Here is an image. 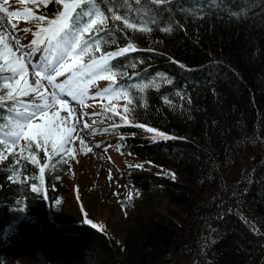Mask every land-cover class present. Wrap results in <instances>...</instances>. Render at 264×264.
Masks as SVG:
<instances>
[{"label":"trees","instance_id":"16d2710c","mask_svg":"<svg viewBox=\"0 0 264 264\" xmlns=\"http://www.w3.org/2000/svg\"><path fill=\"white\" fill-rule=\"evenodd\" d=\"M102 7L150 29L111 19L100 26L113 29L100 33L102 52L129 42L138 49L110 61L114 77L105 74L137 111L103 130L132 158L126 180L142 207L122 242L84 220L52 223L70 192L71 160L27 145L23 155L49 166L41 175L20 159L9 179L16 158L0 161V264H264V0H103ZM38 8L47 19L62 10L55 0ZM148 127L173 139L153 140ZM21 214L44 222L42 257L27 244L17 258L7 253V229Z\"/></svg>","mask_w":264,"mask_h":264},{"label":"snow or ice","instance_id":"6c2138e0","mask_svg":"<svg viewBox=\"0 0 264 264\" xmlns=\"http://www.w3.org/2000/svg\"><path fill=\"white\" fill-rule=\"evenodd\" d=\"M25 2L36 4L37 7L40 4L47 7L52 0H25ZM134 2L139 4L141 0H134ZM147 2L163 5L169 0H147ZM55 3L62 6V10H58L51 19H47L44 15H33L25 10V19L35 23L38 29L32 33L33 39L28 45H21L20 38L16 35L15 25L11 27L5 25L4 17L0 16V109L9 113V115L0 118L3 121L0 122V161L7 158L5 153L18 146L21 139L28 141L29 149L33 143L36 144L38 151L44 145L51 143L56 155L66 152L65 145L70 142V133L61 135L59 123L53 120H49L45 125H33V121L37 117L48 116L49 110L56 104L68 109L69 112L72 111V102L83 104L84 96L87 94V88L82 86L85 82L91 83L93 79L99 78L103 74H112L114 77L115 73L110 60L125 56L129 51L138 50L129 42L126 46L119 47L117 51L102 52L100 33L107 34L113 29L100 26L105 25L109 19L122 21L123 27L127 29L139 27L145 32L150 30L144 25H137L115 7H102L103 0H55ZM2 11L3 9H0V12ZM9 15L20 16L21 13L12 12ZM41 22L45 23L42 25ZM163 30L171 31L170 28ZM22 31L27 33L32 29L25 28ZM93 31H95V35L85 38L86 33ZM115 31H123V29L117 26ZM5 32L14 41L15 48L7 42ZM93 49L96 52H102L101 56L97 57ZM38 53L41 54V59L34 61L33 57ZM86 55L89 57L88 60L81 62V58ZM3 73H8V75H2ZM29 74L37 78L33 83L25 79ZM66 74L67 78L63 82L56 83L57 77ZM42 81H46L47 85L51 86V93L36 95L30 103H24L17 99L18 96L27 97L38 93L39 89L44 87ZM4 89L7 91L5 92ZM113 92L128 96L126 89L112 87L104 89L98 95L103 96ZM131 102L129 98V103ZM165 103L167 104L169 101L166 99ZM135 126L145 127L142 124ZM145 130L149 133H156L153 140L157 138L173 139V137L167 136L163 132H157L150 127ZM81 144H83V140H81ZM88 151L90 152L92 149L88 148ZM23 153L24 149L21 148L19 154L13 152L12 155L14 157L19 155L20 159L38 166L41 175H43L45 168L49 166L48 163L40 165L36 154L23 155ZM47 155L45 152V156ZM19 163V160L13 159V172L9 179H13L18 174L17 165ZM137 167L142 166L137 165ZM25 179L28 178L25 177ZM37 190V187H32L33 192ZM21 211L23 210L21 209ZM92 227L98 228L95 224H92Z\"/></svg>","mask_w":264,"mask_h":264},{"label":"rangeland","instance_id":"374dc122","mask_svg":"<svg viewBox=\"0 0 264 264\" xmlns=\"http://www.w3.org/2000/svg\"><path fill=\"white\" fill-rule=\"evenodd\" d=\"M0 9H3L0 12V16L4 17L3 23L9 27L15 25L16 35L19 36L21 45L30 44L33 39L32 33L38 29L35 23L25 19L24 13L28 10L33 15L39 16L37 5L25 0H0ZM12 12H19L21 15L10 16L9 13ZM25 28H30L32 31L25 33L22 31ZM5 36L10 46L15 48L16 45L7 32ZM86 58L87 56L82 57L81 62H86ZM40 59L39 53L33 57L34 61ZM66 78L67 74L59 76L56 78V83H61ZM25 79L33 83L37 78L29 74ZM42 84L44 87L40 88L38 93L23 97L22 102L30 103L34 96L48 95L52 92L51 86L47 85L46 81H42ZM112 85L114 82L105 74L93 79L91 83L85 82L82 86L87 88V94L84 96L83 104L72 102L71 112L56 104L49 110L48 116L37 117L33 125H45L49 120H53L59 123L61 135L70 133V142L65 145L67 151L61 153L62 158H68L72 164L71 174L64 180L70 192L64 201L56 204L63 214L59 217L50 216L52 223L77 224L78 221L84 220L87 225L95 224L98 229L104 232L109 231L113 237L122 242L135 216L134 211L142 205L126 180L127 171L133 163L132 158L123 156L117 149L113 137H107L105 135L107 131L103 130L106 127L115 126V117L127 120L129 112L133 110L130 104L124 102L118 94L98 95ZM155 130L162 132L156 128ZM25 131L27 132L28 129L26 128ZM149 134L151 139L156 135V133ZM27 145L28 141L21 139L18 146L5 153L7 158L4 161L8 157H14L13 152L19 154L21 148L25 150ZM43 147H46L49 155L55 154L51 143ZM88 148L92 151L89 152ZM14 158L20 160L19 155ZM128 207H131V210ZM43 224L44 222L37 216L21 214L20 222L7 229L5 236L7 253L17 258L27 245L35 252L42 253L41 251L48 245L42 229Z\"/></svg>","mask_w":264,"mask_h":264},{"label":"bare ground","instance_id":"6f19581e","mask_svg":"<svg viewBox=\"0 0 264 264\" xmlns=\"http://www.w3.org/2000/svg\"><path fill=\"white\" fill-rule=\"evenodd\" d=\"M38 256H41L40 254H37ZM42 257V256H41Z\"/></svg>","mask_w":264,"mask_h":264}]
</instances>
